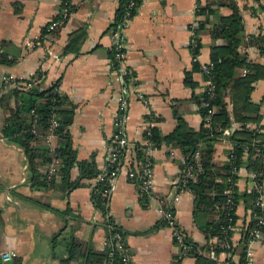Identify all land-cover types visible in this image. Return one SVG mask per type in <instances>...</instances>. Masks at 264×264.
<instances>
[{
  "label": "crops",
  "instance_id": "obj_1",
  "mask_svg": "<svg viewBox=\"0 0 264 264\" xmlns=\"http://www.w3.org/2000/svg\"><path fill=\"white\" fill-rule=\"evenodd\" d=\"M117 2L70 0L72 10L68 19L43 39L41 32L58 12L60 0H0V46L7 59H15L12 64L0 63V88L3 75L23 79L39 72L42 88L57 82L66 99L63 108L72 111L67 131L75 158L78 161L92 159L97 170L103 167L107 153V140L113 129L111 114L118 92L107 56L111 39L106 32ZM204 2L141 0L136 14L121 32L124 37L122 63L135 82L124 93L127 103L123 129L129 143L141 141L142 122L147 113L156 118L151 126L156 127L161 136L173 129V112L190 128H198L201 118L193 96H198L205 87V76L199 66L209 61L213 41L206 30L216 20L214 15L204 18L194 11V4L201 6ZM235 2L243 22L244 42L251 38V44L241 46L240 51L248 60L264 66L263 13L251 0ZM260 2L264 4V0ZM213 8L218 15L229 13L225 6L213 5ZM200 21H207L206 30L197 34L199 46L197 55L192 58L191 29ZM78 28L85 31L79 51L63 53L69 34ZM26 41L35 42V46L28 49L24 45ZM137 93L143 96L144 103ZM263 96L264 80H257L250 100L258 103ZM224 100L230 113L228 91ZM10 104H13L12 99ZM8 106L9 102L0 105V252L13 251L15 256L5 259L0 255V264H60V259L66 257L64 239L70 235L92 251H103L106 224L123 232L128 264H195L190 255L177 258L169 228L159 225V209L165 200L174 207L176 225L187 240L195 243L202 256L225 259L221 251L215 255L210 247L206 249L215 239L206 240L192 222V194L177 185L182 157L178 148L161 144L151 153L153 187L144 199L141 197L143 200L138 197L135 185L126 179V169L121 168L114 178L106 213L101 214L89 199L91 180L84 181V185L65 196L56 190L29 187L26 161L20 147L1 135ZM259 111V124L264 127V100ZM237 125L232 123L230 130ZM46 138L54 148L55 135L48 131L44 141ZM213 147L212 161L220 165L226 160L231 143L224 136ZM76 174L73 167L71 178ZM238 174L236 189H250L247 173L240 169ZM173 194H177L174 202ZM235 214L236 224L241 223L245 214L242 203L236 206ZM231 239L237 243L239 232L234 231ZM252 253L253 264H264V239L252 244ZM234 254L236 257L237 252ZM66 264H85V260L76 257Z\"/></svg>",
  "mask_w": 264,
  "mask_h": 264
},
{
  "label": "trees",
  "instance_id": "obj_2",
  "mask_svg": "<svg viewBox=\"0 0 264 264\" xmlns=\"http://www.w3.org/2000/svg\"><path fill=\"white\" fill-rule=\"evenodd\" d=\"M131 1L134 2L132 6H130ZM251 1L256 4V8L262 11L264 19V4L260 0ZM140 2L141 0H118L106 32L109 35L119 32V26L126 11L129 13V18H132L136 14ZM213 5L216 7L225 6L229 13L218 15ZM68 9L71 12L72 6L69 5ZM197 13L203 15L204 18L209 15L216 17L207 30L204 28V23L207 21L198 22L192 37L196 46L190 50L194 58L199 46L197 34L201 30H206L210 40L213 41L209 48V61L212 63L209 78L214 85V90L210 98L204 92L193 96L201 118L200 124L197 129L190 128L176 112H173L175 125L168 134L161 136L156 127L150 126L148 133H143V136L149 139L156 148H159L161 144L178 148L184 158L181 168L183 169L186 165L191 166L194 179H187L184 184H181L178 179L177 185L181 189L186 188L192 194V222L206 240L213 238L216 241L217 238L219 240L224 238L220 227L226 226L227 223H236L235 208L238 203L243 204L245 214L241 225H238L239 239L236 246L229 250L233 253L237 252V261L241 264L244 260V247L248 231L256 227L252 215L248 219V214L252 211L256 215L264 213L263 208L254 205V199L261 196V189L264 185V127L259 124L261 119L259 108L263 103L264 96L258 103L252 102L249 97L253 84L257 80H264V66L248 60L246 54L240 51L241 46L247 43L251 44V38L244 42L243 22L235 0H205L199 6ZM43 32L44 29L41 33ZM119 35L122 36L121 33ZM84 36L83 28L72 31L62 49L63 53H77ZM122 38L124 40V37ZM215 40H220V43L215 44ZM258 40L262 41L260 37ZM117 52H124V48L115 49L113 45L107 48L111 67H117L118 59L115 57ZM5 56L3 51L0 54V63H14L15 59H7ZM40 77V73L35 72V80L26 88L8 87L4 89L1 86L0 105L9 102L1 135L20 147L26 161L27 180L31 189L56 190L65 196L72 189L84 185V181L91 180L93 184L89 186L90 202L96 210L105 214V199L101 196V191L106 186V179L105 177L97 178L100 170L96 169L92 159L76 160L67 131L72 111L63 108L66 99L59 91L58 83L53 82L42 88ZM187 79L188 75H186V84H188ZM133 85L135 82L125 83L124 87ZM225 91H228L229 94L230 113L225 107ZM11 99L13 100L12 105L10 104ZM204 101L208 102V107H214L207 122L206 107L201 106ZM52 116L56 125L49 128V119ZM144 118L149 117L145 116ZM232 123H237L240 127L230 130L226 135L231 143V148L226 152V160L222 164L216 165L212 161L213 145L224 137L221 135V130L229 128ZM245 124H249L251 127L245 128ZM48 131L56 137L52 152L44 143V136ZM133 150L135 158L142 159L141 146L137 142H135ZM195 153L198 155L197 158L194 157ZM51 158L57 162L56 170L50 179H46L41 171L45 169ZM73 167L76 168L77 174L71 178L70 171ZM240 169L247 173V176L250 173L255 174L254 181L258 186V192L254 188L243 191L236 189L235 182L239 177ZM226 189L231 190V202L222 208L226 198L223 191ZM229 218L231 221L228 220ZM163 224L160 219L159 225ZM110 225L112 230H117L122 234V237L124 236L119 228ZM257 228L264 234V226ZM110 232L112 231L107 230L106 234ZM231 235L232 232L227 230L226 236L231 237ZM53 237L54 235L52 243H54ZM64 240H66V257L60 259V264H66L68 260L76 257H83L85 264H101L108 259L107 248L100 252L92 251L85 243L79 242L72 235ZM227 240L229 239L227 238ZM186 243L191 247L188 255L195 259V264L214 263L213 259L200 254L195 243L189 240ZM208 248L215 255L221 251L216 242L207 245L206 249ZM119 259V251L112 250V262L119 264Z\"/></svg>",
  "mask_w": 264,
  "mask_h": 264
},
{
  "label": "built area",
  "instance_id": "obj_3",
  "mask_svg": "<svg viewBox=\"0 0 264 264\" xmlns=\"http://www.w3.org/2000/svg\"><path fill=\"white\" fill-rule=\"evenodd\" d=\"M70 5V0H60L59 4V10L56 13V15L52 18H50L47 23L44 26V32L40 35L41 38L46 39L48 38L49 34L56 31L64 22L68 19L70 15V11L68 9V6ZM134 5V2H130V6ZM199 5L196 3L194 4V11L198 12ZM138 9V8H137ZM132 18H129V13L126 11L125 17L122 19V22L119 26V32H115L113 34H110L111 43L110 46H114L115 49L123 48L124 40L123 35L120 37V33L124 30V28L129 24L130 20ZM194 29H191V35L193 37ZM122 34V33H121ZM191 37L189 41V49L191 50L194 48L195 41ZM28 49H31L35 46V42H29L26 41L24 44ZM3 52V48L0 46V54ZM115 57L118 59L117 67H111V71L114 74V82L116 83V89H117V95L115 97V108L112 110V132L109 135V138L107 140L108 143V149L107 153L105 155L104 164L103 167L100 169V173L98 174V179L105 177L106 179V186L101 191V196L105 199V206L108 200L109 193L112 188V184L114 181L115 176L118 174L121 168L126 169V179L135 185L137 190V195L139 198L148 195L150 190L153 187V181H152V161H151V153L157 149L154 144L145 136H143V133H148V128L155 122L154 117L147 113L146 117H149L147 119H143L142 122V135H141V141L138 142V144L141 146V150L143 153L142 159H137L134 156L133 149L135 147V143H129L123 129V121H124V111L127 103V99L125 96L126 90L130 87H124L125 83L131 84L133 82V75L131 74L130 70L125 69L123 66V57L124 52H117L115 54ZM193 58V57H192ZM195 58V57H194ZM212 68V63L208 61L205 64H202L199 66L200 72L205 76V87L203 88L202 92L206 94L208 98L212 96L214 85L210 80V69ZM35 80V74L32 73L28 75L26 78H17L13 75H3L1 86L6 89L8 87H29L31 85V82ZM139 100L141 102H145L143 96L139 93L136 94ZM201 106L206 107V122L209 119V115L212 114L214 107H208V102L204 101L201 103ZM49 128L56 125V121L54 120L53 116L49 119ZM240 125H237V128H239ZM245 128L251 127L249 124L244 125ZM230 128L226 127L221 130V135L226 136L229 134ZM44 143L47 145V147L52 152V146L49 143V139L46 138ZM131 156H130V155ZM129 156V158H128ZM194 157L197 158V153L194 154ZM56 160L52 159L50 162L46 164L45 169L43 170L44 176L46 179H50L52 175H54L56 170ZM184 164V158L181 157L180 160V172H179V180L181 184H184L187 179H194V175L191 171V166L186 165L181 168V165ZM255 174L250 173L248 175L250 188H254L256 192H258V186L254 181ZM184 186V185H183ZM182 186V188H183ZM183 190H187L186 188ZM188 191V190H187ZM224 195L226 196L225 202L222 206V208L230 204V197H231V190L226 189L223 191ZM176 195L173 194L172 201L174 202L176 200ZM254 205L259 206L264 209L263 207V198L261 196H257L254 199ZM160 212V218L163 221L164 225L167 226L170 230V235L173 241V244L177 251V258L181 259L185 256H188L190 253V245L186 243L187 238L184 235V233L178 228L175 221V215H174V207L171 205L170 201H163L161 204V207L159 209ZM250 213V212H249ZM252 215V219L255 220V226L251 228L248 231L247 240L244 247V260L241 264H253L252 258V244L261 240L264 238V234L259 231L257 227L264 226V213L261 212V214L256 215L254 211H252L250 214H248V219H250ZM231 221V219H228ZM240 224H236L235 222L230 224L227 223L226 226H221V233H224V238L219 240L216 239V245L221 248V253L225 255V259H215L213 264H239L237 261V256L234 257V253L229 251L232 247L236 246V242H233L231 237L226 236V231L229 230L232 233L234 231L239 232V226ZM105 228L108 231H112L106 235L104 238L103 245L105 248L108 249L107 257L108 259L103 262V264H116L112 262L111 256H112V250L119 251L120 259L119 264H128L129 263V254L127 247L124 243L122 234L117 230H112V226L110 224H106ZM227 238L229 240H227ZM210 253H213L210 251ZM0 255L2 258L5 259H12L15 256V252L13 251H2L0 252ZM212 255V254H211ZM214 255H212L213 257Z\"/></svg>",
  "mask_w": 264,
  "mask_h": 264
},
{
  "label": "rangeland",
  "instance_id": "obj_4",
  "mask_svg": "<svg viewBox=\"0 0 264 264\" xmlns=\"http://www.w3.org/2000/svg\"><path fill=\"white\" fill-rule=\"evenodd\" d=\"M243 0H241V2H242ZM245 2H247V0H244ZM242 6H244V4L242 3ZM43 174H44V172L43 171H41ZM261 198H263V207H264V185L262 186V189H261ZM243 221V220H242ZM262 239H264V238H262ZM261 239V240H262ZM260 241V240H259Z\"/></svg>",
  "mask_w": 264,
  "mask_h": 264
}]
</instances>
